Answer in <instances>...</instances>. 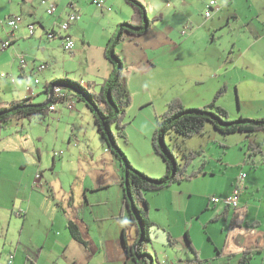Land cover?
Listing matches in <instances>:
<instances>
[{"label":"crops","instance_id":"1","mask_svg":"<svg viewBox=\"0 0 264 264\" xmlns=\"http://www.w3.org/2000/svg\"><path fill=\"white\" fill-rule=\"evenodd\" d=\"M43 1L47 2V9L51 3L55 7H59V4H62L59 7V9L61 8V12L58 15L59 22L51 24L52 26L46 25L43 19L37 17L38 6L43 4ZM141 1L146 4L148 13L156 11L155 17H161L163 21H165L163 16L168 18L169 13H171L167 11L164 15L163 10L171 5L173 18L177 19L178 14L174 11H177L175 3L167 1V4H165L163 0ZM181 1L184 4L186 0ZM203 1L202 4L204 5V10H206L209 1ZM2 2L7 9L14 4L20 10V14L16 15L20 16L21 19L18 28L15 30H11L6 25L5 19L0 21V31L6 32L5 38H12V47L16 42L20 45L22 40L26 41L25 39L30 38L32 35L34 36L37 22H40L41 26L39 34L33 40L38 43L37 54L32 55L34 51L28 54L24 53V51L20 52L23 53L21 55L27 56L26 62L21 65L19 60L21 66L20 75L17 78L11 76V80L14 78L12 82H15L19 77L26 79L29 71L30 73L36 71L45 73L44 71L51 68V72L61 70L59 68L66 60L64 57L58 58L56 51L66 56L64 54L67 52L64 48L65 40L61 36V34L65 33H69L76 40V43L80 44L75 46L72 51H69L71 53L69 60L72 63H76L77 57L81 60V54L85 55L83 58L86 62V68L84 75L81 73V82L84 85L89 82L99 85L114 71L115 64L107 57L106 48L117 33L119 25L128 16H132L133 9L127 6L128 2L126 0H104L105 5L100 6L97 4L101 7L100 11H94V16H97V19H93V15L88 13L93 0H2ZM250 2L249 9L252 12L251 8L255 7V3L253 0ZM217 5L218 9L215 8V13H212L210 17H207L205 11H203V20L199 24H207L208 22L211 26L217 24L218 19L221 18L220 11L223 4L219 0ZM260 5L261 10L255 9L252 16L245 18L246 26H250L254 19L258 22V24H253L254 26L264 25V4ZM55 7L52 13L48 11L47 13L54 16ZM23 8L26 10H23ZM71 12H77L78 18L69 26L68 32H64L59 24ZM181 12L183 13L184 21H186L185 23H194L195 20L202 18V15L197 17L191 10H184L182 6ZM8 14L14 13L9 12ZM229 14H232L230 17L235 16L234 13ZM7 15L5 14V18L14 16ZM96 21L99 22L101 28L96 27ZM56 25L59 26V30ZM30 26L34 27L33 34H30ZM153 26L154 23L147 32L134 39L126 38L123 41L137 42L138 39L139 41H147L149 39L145 37L144 40L142 35L149 33ZM90 28L94 32H90ZM53 29L57 33L55 37H51L48 34ZM187 29L188 27L185 26V29H182L180 34H185ZM172 31L173 28L166 26L161 34L152 32L154 41H158V52L179 44L177 35L174 36ZM167 44H169V47H167ZM181 47L177 51L182 52L183 49ZM260 52L257 51L251 60L253 63L252 70H256L257 79L255 80V86L258 85L261 88L260 91H256L264 98V48ZM38 53H41L43 60L40 59L41 56ZM29 57L34 62L31 65H29ZM233 60V57H231L228 65H226L228 58L223 61L226 63L225 65L218 62L219 66L215 72L220 71L221 73L217 72L215 76L212 73L207 77L215 79L216 86L213 88L216 92L221 86L226 85L224 92L226 98H229V93H231L233 86L236 87L232 82H236L233 79L234 71L239 68V65L235 64L233 66ZM52 61L53 63H51ZM42 63L46 64V68L40 70L39 65ZM207 64L211 65L210 60ZM211 66L213 67V64ZM247 68L249 70V65H247ZM124 72L126 75L125 70ZM53 74L55 73H48L47 82L60 78ZM201 74L202 71L199 75ZM205 81L203 79L201 82ZM126 83L130 91L127 75ZM240 92L241 89L239 87ZM27 93L26 90L15 97L10 96L5 101L0 102V106H6L16 99H22L28 95ZM82 102L84 103L82 108L93 113L91 108L84 101ZM222 106L227 108V106ZM93 117H95L94 113ZM208 128V132L204 135L199 134L189 137L183 143L185 149L202 148L205 154L206 151H211L210 149L214 150L211 151L210 157L206 155L208 159L206 173L199 174L189 180L173 183L159 191L147 194L150 205V217L155 223L151 230L148 250L155 255L159 264H200L201 262H208L209 264H241L242 257L246 255V252H248L247 256H249V261L246 264H264L262 263V260H264L263 245L259 242L248 244L243 241L235 242L236 234L240 231L239 228H237L238 232L234 233L235 236L232 238L231 249L227 251L219 245L217 240L207 230V226L212 221H217L221 218L220 216L226 220L230 212L247 210L246 208L250 206V203L258 202L253 189L252 193L247 192V184L250 185L252 181L248 180V175L244 170L245 163L249 158L253 157L254 159L255 155H261L260 153H250L246 147L249 143L256 144L255 137H252L253 135L248 136L246 133H233L224 137L211 126ZM263 132L256 136L258 142L256 145H261L264 151ZM81 147L88 151L90 148L87 143L82 144ZM223 148H225L224 151H222ZM91 153L92 157H94L95 153ZM150 155L153 158L154 167H151L152 169L149 173L158 176L165 171V162L157 152L156 155L163 161L161 164L154 157V154L150 153ZM53 157L56 158V155L54 154ZM261 160L264 163V159ZM54 163L56 165V161ZM232 165L239 169L231 168ZM35 169V174L41 170L38 166ZM81 171L87 174L85 177H80L83 181L78 186L76 185V178L73 179L70 185L61 183V188L65 191L63 202L58 201V197L53 191V198L34 190L29 191L28 189L33 188H28L25 184L26 181L23 180L15 182L16 190L9 195L11 198L8 196L3 197L2 192H0L2 195H0V264H138L135 255H130L131 252L126 247V242L129 248L133 247L134 241L138 237L139 226L138 220H136L137 224L129 223L132 218V212L123 206L125 194L123 186L124 172L120 161L106 147L102 154L100 166L96 164V167ZM240 172L245 173V177L241 181L238 178ZM233 176H236V178H233ZM22 177L26 178L23 175L17 176V178ZM86 177L89 178V182H93V185L83 183L88 181L85 179ZM9 182L13 183L11 178H8ZM31 182L33 187L35 186L34 183L42 186L40 187L42 191H46L49 188L47 183L44 184L40 179L36 182V175L35 177L33 176ZM31 182L29 181L30 184ZM255 183L261 188L264 186V182L260 179L255 180ZM238 184L243 187L238 206L232 207L221 202L213 203L211 201V197L215 195L221 197L231 195ZM103 192H105V197L100 199ZM37 194L40 196H36ZM15 199H21V202H23L20 207L14 205ZM43 200L46 203L44 202V205L38 206ZM14 216L22 218V223L16 225V227L13 225ZM40 217H42L41 220ZM70 223L75 224L77 236L72 233ZM247 225L251 226L250 221ZM258 226L259 222L257 221L252 225L254 228ZM203 228L207 230L205 235L208 236L210 241L207 240L206 242L200 238ZM158 243L162 244V246L158 247ZM150 244H152L154 252L150 250ZM192 247L198 251L197 256Z\"/></svg>","mask_w":264,"mask_h":264},{"label":"rangeland","instance_id":"2","mask_svg":"<svg viewBox=\"0 0 264 264\" xmlns=\"http://www.w3.org/2000/svg\"><path fill=\"white\" fill-rule=\"evenodd\" d=\"M167 1L176 4L177 11H174L178 14L177 19L173 18L171 5L163 10L164 15L167 11L171 12L168 18L163 16L165 21L155 17L156 11L147 12L149 18L155 17L152 18L155 20L152 30L142 35L144 40L145 37L149 40L139 41L138 39L137 42L126 40L117 46V51L125 61V71L127 82L129 81L130 84L131 96V102L126 107L124 117L126 123L125 137L118 136V142L135 167L154 177H161L166 173V166L165 171L158 176L149 173L151 167H154L150 153L154 154L160 164L163 163L162 159L156 155L152 145V137L158 119L161 118L172 102H180L184 107H201L210 103L217 93L213 88L216 83L215 79L207 77L212 73L215 76V73L220 72H215L219 66L218 62L224 65L227 63L226 65H228L229 59L233 57L232 65L238 64L239 68L234 71L233 79L236 82H232L236 87L232 85L233 88L229 93V98H226L224 94L220 95L217 103L227 106L225 108L231 119L240 116L264 117V98L257 92L261 88L258 85L255 86L256 70H252L253 63L251 60L257 51L261 53L260 51L264 48V25L254 26L253 24H258L256 19L253 20L250 26H246L244 22L247 16H252L255 9L261 10L260 4H264V0H253L255 7L251 8L252 12L249 9L251 0H220L223 4L220 11L221 18L214 26H211L209 22L199 24L203 20V11L207 12L211 0H208L206 10H204L203 0H186L184 4L181 0H163L165 4H167ZM216 1L219 3V0ZM47 6L45 1L38 6L37 17L43 19V22L49 26L59 22L58 15L61 12L59 7L62 4L55 7L54 16L47 13ZM90 6L88 13L93 15V19H97V16H94V11H100L101 7L93 2ZM127 6L133 9L129 3ZM181 6L184 7V10H191L197 17L202 15V18L195 20L194 23H185ZM23 10L26 9L23 8ZM9 12L14 14H8ZM214 13L215 11H213ZM229 13H234L235 16L230 17L232 14ZM5 14H8L7 16L20 14L19 7L13 4L7 9L6 5L0 0V21L5 19ZM131 17V15L128 16L125 21L130 20ZM95 25L101 28L99 22L96 21ZM166 26L173 28L172 33L174 36L177 35L179 44L158 52V41H154L153 33L161 34ZM185 26L188 29L182 35L180 33H182V29H185ZM56 27L59 30V26L56 25ZM35 28V35L25 39L26 41L22 40L20 45L16 42L13 47L6 49L0 47V102L5 101L10 96L15 97L20 92L24 93L28 86H33L34 94H38L35 95L33 101L42 102L47 95L45 84L48 80V73H55L53 75L60 78L69 77L76 81L82 80L81 73L84 75L86 68V62L83 58L85 55L81 54V60L77 57L76 63H72L69 60L71 53L67 50L64 53L66 56L56 51L58 58L64 57L66 60L60 68L58 67L61 70L51 72V68L47 70L48 72L44 71L45 73L37 71L30 73L29 71L26 79L19 77L15 82H12L11 76L17 78L20 75L19 56L23 54L20 52L24 51L28 54L34 51L32 55L37 54L38 43L33 40L40 32V22L35 24ZM89 31L94 32L91 28ZM0 35L5 38L6 32L0 31ZM74 41L75 46L80 45L76 43L75 39ZM180 46H182V52L177 51ZM167 47H169V44H167ZM220 52L222 53L220 54ZM38 54L41 56H39L40 59L43 60L41 53ZM225 58H228L226 63L223 62ZM209 60L213 67L207 64ZM28 61L29 65L34 63L30 57ZM247 65H249V70ZM201 71L202 74L199 75ZM36 77H39V83H35ZM203 79L206 81L201 82ZM239 87L241 89L240 93ZM65 92L73 91L67 88ZM70 95L71 100H74L71 101L73 106L68 104L70 99H66V102H57L56 111H49L45 118L12 119L1 128L0 192H2L3 197H10L9 195L16 190L15 182L23 180L26 181L25 184L28 188H33L28 189L29 191L34 190L50 198H53V191L57 195L58 201L63 202L65 191L61 188V183L70 185L73 179L76 178V185L78 186L83 181L80 177H85L87 174L81 170L96 167V164L101 165L102 154L107 146L101 134L97 132L95 117H93L90 110L82 108L84 103L78 99V96L71 93ZM74 102L76 103L75 106ZM261 132L259 131L252 136L255 137L256 144H258L256 136L262 134ZM86 143L90 147L89 151L81 147L82 144ZM211 151H206L207 157L211 156ZM56 152L59 154L54 158L53 155ZM91 152L95 153L94 157H92ZM261 159H263L261 155H255L254 159L253 157L249 158L244 166L248 180L252 181L250 185L247 184V192L252 193L253 189L258 202L250 203V206L246 208L247 210L230 212L226 220L220 216L221 218L212 221L207 226V230L226 251L231 249L232 238L235 236L234 233L238 232L237 228L240 231L236 234L235 242L243 241L246 244L259 242L263 245L264 250V186L261 188L255 183V180L259 179L264 182V163ZM53 160L56 161V165ZM199 163V158H196L189 171L197 168ZM36 166L41 169L40 181L44 184L47 183L49 187L46 191L40 190L42 186L36 183H34L36 187L32 186L31 179L36 175ZM232 167L239 169L233 165ZM21 175L26 176V178H17ZM8 178H11L13 183H8ZM233 178H236V176H233ZM85 179L88 181L83 183L93 185V182H89L88 177ZM36 196L40 195L37 194ZM104 197L105 192H103L100 199H104ZM44 202L46 203L43 200L38 206L44 205ZM22 203L21 199H15L14 205L20 207ZM14 220L13 225L15 227L22 223L20 217L14 216ZM249 221L251 226L247 225ZM255 221L259 222V226L254 228L252 225ZM207 230L203 228L200 237L206 242L207 240L210 241L208 236L205 235ZM149 246L150 250L154 252L152 244ZM161 246L162 244L158 243V247ZM262 263H264V260H262Z\"/></svg>","mask_w":264,"mask_h":264},{"label":"trees","instance_id":"3","mask_svg":"<svg viewBox=\"0 0 264 264\" xmlns=\"http://www.w3.org/2000/svg\"><path fill=\"white\" fill-rule=\"evenodd\" d=\"M127 2L133 7L132 17L119 25L117 33L106 48L107 57L115 64L112 74L105 78L99 84L100 86L90 82L84 85L81 81H76L69 77L55 78L46 82L45 92L47 93V98L44 101L34 102L33 98L35 96H26L22 99L13 100L6 106H0V130L12 119L45 118L49 111H52L50 109L51 105L55 104L56 106L57 102H66V99L74 101L71 100L70 93L78 96L80 101H84L95 115L97 130L104 139L107 148L120 161L123 168L125 193L123 206L132 212V218L129 223H136V220L142 222V228L138 227V237L134 241L133 247L129 248L127 242L126 247L131 252L130 255H135L133 248L140 236H142L137 247L138 254L142 255L149 252L148 242L151 240V230L155 225L150 217L147 193L159 191L173 183L189 180L199 174L206 173L208 159L204 149H185L184 141L195 135H204L208 132L209 126L224 137L233 133H246L248 136H252L259 131H264V117L240 116L231 119L227 109L217 103L219 96L224 94L226 85L219 88L210 103L201 107H184L180 102H172L161 118L158 119L152 137L155 151L162 156L165 162L166 173L161 177H154L135 167L118 142V136L125 137L126 123L124 122V117L126 107L131 102V96L126 83L125 64L116 51V47L126 38L134 39L147 32L155 20L148 17L147 6L141 0H127ZM9 17L5 18L6 25ZM59 25L61 27V22ZM9 28L11 29L10 26ZM68 29L63 31L68 32ZM48 34L51 37L57 35L55 29L49 31ZM61 36L64 40L69 37L72 38L69 33L61 34ZM10 40L11 47L13 40L12 38ZM21 57L26 59L25 55H21L19 60ZM56 81L63 85V95L57 97L53 94L50 97V102L44 104L49 98V90L53 82ZM67 88L73 92H65ZM246 147L250 153H260L264 159V151L261 145L249 143ZM196 158L200 160L198 167L189 171ZM38 173L42 176L41 172ZM70 229L74 235H78L75 224L70 223ZM192 250L197 256L198 251L194 247H192ZM247 254L248 252L242 257L241 264H246L249 261ZM136 261L138 264H149V259L146 257L136 258ZM198 261L201 262L199 259ZM202 263L204 262L200 264Z\"/></svg>","mask_w":264,"mask_h":264},{"label":"built area","instance_id":"4","mask_svg":"<svg viewBox=\"0 0 264 264\" xmlns=\"http://www.w3.org/2000/svg\"><path fill=\"white\" fill-rule=\"evenodd\" d=\"M93 2H95L96 4L102 6L104 4V0H93ZM54 5L51 3L50 7L47 9V11L49 13H52L54 11ZM218 9V5L216 0H211L210 1V6L209 9L207 10V12L205 13L207 17H210L214 11V9ZM78 18V14L77 12H71L67 15V17L65 19H63L61 21V29L62 30H67L69 28V26ZM21 17L18 15H14V16H10L7 20V25L11 27V29H16L18 28V24L20 21ZM34 33V27L30 26V34ZM11 45V40L10 38H3L0 35V47L2 49H6L8 47H10ZM75 47V41L72 38H67L64 42V48L66 50H73ZM26 59H24L23 57H21L20 59V63L23 65L25 64ZM46 68V64L42 63L39 65V69L43 70ZM14 81V78L12 79ZM40 79L39 77H36L35 79V83H39ZM27 96L31 97V96H35L36 94H34V88L33 86H28L27 87ZM53 94H55L57 97L58 96H62L63 95V85L60 83H56L53 85ZM52 94V95H53ZM71 102V101H70ZM70 106H73V102L69 103ZM51 110H56V106L55 104L50 106ZM59 154L58 152L55 153V155ZM245 177V174L243 172L239 173V180L241 181L243 178ZM39 179L41 180V175L40 173H38L36 175V182L39 181ZM243 187L242 185L238 184V186H236V188L234 189V191L232 192L231 195L226 196V197H221V196H212L211 197V201L213 203H224L227 206H232V207H236L240 204V195H241V191H242ZM202 264H209L208 262H204Z\"/></svg>","mask_w":264,"mask_h":264},{"label":"water","instance_id":"5","mask_svg":"<svg viewBox=\"0 0 264 264\" xmlns=\"http://www.w3.org/2000/svg\"><path fill=\"white\" fill-rule=\"evenodd\" d=\"M56 83H58V82L57 81L53 82L52 87L49 90V98L44 102V104H47V103L50 102V99H51L50 97L53 94V85L56 84ZM138 226H139V228H142V222L140 220H138ZM141 238H142V236H140L138 242L135 244V246L133 248L134 249V254L136 255V258L137 259H141L142 257H146V258L149 259V264H159L158 261H156L155 255L150 253V252H147L146 254H142V255L138 254L137 247H138L139 242L141 241ZM149 243L150 242H148V244Z\"/></svg>","mask_w":264,"mask_h":264},{"label":"clouds","instance_id":"6","mask_svg":"<svg viewBox=\"0 0 264 264\" xmlns=\"http://www.w3.org/2000/svg\"><path fill=\"white\" fill-rule=\"evenodd\" d=\"M52 87V86H51Z\"/></svg>","mask_w":264,"mask_h":264}]
</instances>
